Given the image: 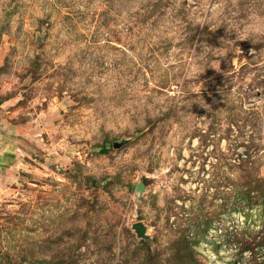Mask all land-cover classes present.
Here are the masks:
<instances>
[{"label":"rangeland","instance_id":"1","mask_svg":"<svg viewBox=\"0 0 264 264\" xmlns=\"http://www.w3.org/2000/svg\"><path fill=\"white\" fill-rule=\"evenodd\" d=\"M0 264H264V0H0Z\"/></svg>","mask_w":264,"mask_h":264},{"label":"water","instance_id":"2","mask_svg":"<svg viewBox=\"0 0 264 264\" xmlns=\"http://www.w3.org/2000/svg\"><path fill=\"white\" fill-rule=\"evenodd\" d=\"M135 229H136V231H137V233H138L139 236H143V234H144V227L141 224H137L135 226Z\"/></svg>","mask_w":264,"mask_h":264}]
</instances>
